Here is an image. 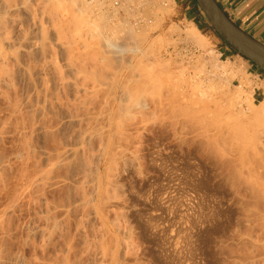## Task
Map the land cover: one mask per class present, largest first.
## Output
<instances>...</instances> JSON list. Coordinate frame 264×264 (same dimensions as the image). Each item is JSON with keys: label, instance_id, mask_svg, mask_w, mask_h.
<instances>
[{"label": "bare ground", "instance_id": "obj_1", "mask_svg": "<svg viewBox=\"0 0 264 264\" xmlns=\"http://www.w3.org/2000/svg\"><path fill=\"white\" fill-rule=\"evenodd\" d=\"M35 1L39 2L38 0H31L30 3L31 2L34 3ZM46 1H45L46 5L42 4L45 6V9L41 7V2L38 3L39 5H36L35 4L36 2H35L34 3L35 5L33 6L36 9H37L36 6H40L41 8L45 10L44 12L45 14L43 15H45L47 20L44 18L41 12L40 17L43 18L42 19L43 22H41L42 21L41 18L37 20L36 18L38 17L36 18L34 17L35 14L38 13L36 12L37 10L36 9L32 10V8L30 10V7H28L30 5V3L29 4L27 3L28 0H0V98H2L3 103H4L3 110L6 111L10 115L14 114L16 116H19L21 128H22L20 147L18 146L16 147V149H13V151L10 154V157L9 156L5 157L3 155L2 156L0 155V184L4 186L5 183L7 182L6 181L7 177L6 175L4 176V173L7 171L8 168L11 167L12 159L15 161H20L22 159L27 160L29 157H32V163H30L31 164L30 167L28 166V162H24L25 166H22L19 168L18 170L19 176L17 177L18 180H16L13 186L12 194H10L11 196H9L10 198L9 197L7 198L9 200L5 201L3 204L0 205V244H1L0 245V264L3 261L2 254L4 253V251L2 253V250L4 249L1 248L3 244L1 243V241L4 239L5 235H7L8 233L6 230L8 224L6 225V223L8 222V219H10L9 212L12 211L16 207L17 203L20 202V200L29 201L30 199H33V198H34V202L36 201L35 203L37 206L35 205V209L32 213L33 216L30 215L31 217L29 216L30 218L28 219L26 218L27 220L24 222L25 237H23V240H22L23 244L26 245V241L29 238H31L30 236H33V235H37V237L40 238V241L42 240V241H45V243L46 242L48 243V240L52 237L51 235H53L55 231L61 229L62 225L63 224L65 225V221L68 220L70 216H73L72 218H73V225H74L75 231L77 232L78 235L80 233V236L77 235L79 243L81 245L80 247H82L83 244H84L83 247L86 246L87 244H89L90 246V243L88 242L92 241L91 244L93 242H94V245L97 244V248L93 246L92 244V247L96 248V249L94 248L95 250L92 249L94 252L93 255H97L95 257H98V256L102 257L106 251L108 254L110 251V254H109L110 256L108 255L109 258L111 256L112 257L118 256L117 253L115 255V253L111 251L113 247L110 246L111 244L112 246L114 244V248H115V245L117 244V242H114L113 241L114 239L111 237L112 241L110 239L111 243L110 244L108 243V246L106 247L107 244L106 242H104L105 240L103 237V235L105 236L104 232H106L104 230H107L105 228L107 226L106 225L107 222H109L110 225L112 224L114 227L115 226L117 227L118 225L116 222V218H114L115 217L114 214L116 213L115 209L118 207L117 204L119 202L117 200L116 195L114 194L115 192L113 193V189L111 188L112 181L114 180L111 179L113 177L110 178V176L112 175L109 173V169L110 167L111 168L115 167L114 165H116V163L114 162L118 160V157H119V160H120V157H125L124 156L125 154H123V151H125V148H127L126 146H128L127 144L130 141L129 140L130 137L132 135L134 136V134H132L131 132V129L133 130V132L135 129V132H136L137 126L141 124V122L139 124L136 123L134 121L135 118L132 119L133 109H131V106L133 105V103H135L134 99L136 98V103H135L137 105L136 107L137 111L135 110L136 113L138 112L141 114L142 113L146 114L147 112L148 113L153 112L152 108H153L154 100L152 101V98L151 99L149 98L152 97L154 93L150 94L149 95L150 97H149L147 92H152L154 90L156 83L163 85L166 82L163 86L165 88V86H167V82L169 81L167 79L168 73L166 72L168 68L167 69L165 68V66L167 67V65L164 66L163 64H161V62L154 60L156 58L153 57L154 58L153 59L151 57V54H153V48H154L152 47L151 49L152 41L151 40H150L151 42L148 41L146 45H141V42L145 40L146 38H148L150 34L148 32L149 31L148 29H150V26L148 27L144 23L145 25L143 27L140 25L141 29H139L138 27L137 29L135 27L136 28L135 30L132 24L128 23V21L125 19V17L130 14L129 13L130 10L131 11L133 10L132 8L129 7L130 8L129 9L128 7L124 6L123 8H121V11L124 9L123 11H125L124 13L126 16L122 15V17H117V19H115V17L117 16V14L115 13L117 12V8L114 7L111 4V2H109L107 6H105L106 8H110V9H104L103 5L105 2L103 0H91V1L89 0H48L47 3ZM131 2L132 1H129L128 3H131ZM33 3L31 4V7ZM144 3H146L145 4L146 6H144L145 8L141 6V10H142V7L144 8L142 10L143 12L142 11L140 12V13H143L141 14V16L143 15L146 19L147 17L146 14L149 15L150 13H152L153 15H155V17H153L152 20L156 19L154 21H151L153 22L152 25L154 26V23L157 25L159 23V19H161V17L159 16L161 14H159L156 11L157 10L158 11L167 10L166 5L164 3H161V1H160L161 3L160 4L158 0H154V1L144 0ZM149 6H150V9L153 8L152 12L149 9ZM40 9L39 11H43ZM134 9H136V12H137V8H134ZM33 11H35L36 13ZM143 16L140 19H142ZM58 17H61V18H58ZM44 19L46 20V22L44 21ZM135 19L137 18L135 17ZM136 21L137 20H135V22ZM44 22L45 23L48 22V24L51 25L49 26L47 24V26L50 27L51 30H48V27L46 25L45 26L43 25L45 24ZM127 24L130 26L128 27ZM69 30L70 32L72 30L74 35H77V36L82 34V32H84L83 35L86 33V39L88 41L86 40L84 42L83 41L84 38L83 39L81 38L83 35L82 36L80 35L81 36L80 38L82 39V42L80 40V43H83L81 47H83L84 45L85 47L84 50L86 49L85 51H87V53H85V51L83 53L90 54V56L86 55L89 58H86L85 54L84 55L83 53L81 54V52L78 51V47H76L77 48L76 49L74 48V46H71L73 45L74 41L77 44L76 41H78L79 36L78 38L73 40V37L75 36L71 34L72 32L71 33L68 32L69 33V35H67L68 38L67 37L65 38L66 33ZM175 31L179 35L183 36V39L185 38L195 43L196 46L198 45V47L205 48L208 45L204 35L190 21L186 23L184 26H176V25L169 26L168 25L167 28L164 29V32H166V34L167 32L175 33ZM123 35H125L126 38L131 39L133 44L130 41V44L128 45L127 42H124V39L121 40L120 42L121 44H120L119 41L116 40V36L121 38ZM71 36H73L72 39H71ZM113 37H115V39ZM65 39L73 40V42L70 41L68 42L69 43L68 44L67 42H64ZM160 39L161 38L157 37V40L156 41L154 40L153 42V46H154V43L157 44ZM122 42H124V44L126 43L125 45L127 46H124ZM208 51L209 50H207V52ZM124 52L129 53L128 59L130 57L131 58L133 57L135 60L134 59L128 60L127 58H125L128 61H124V59L122 58L124 62H128V63H125V65H123L122 62L119 61L121 58H119L118 55L119 54L123 55ZM126 53L124 55H127ZM208 53H211V52H208ZM212 57L213 55L211 56V58L210 57L208 58L210 59L211 65L215 66L214 67L215 69L221 68L223 69V71H228V73L229 72L232 73V75L240 73V77H239L240 85L238 84L239 86L232 88L233 89V92H232L231 87L228 86L229 82H225V85L227 84V88L225 92L222 93L224 95H229L230 93L229 97L225 99L226 101H228L227 102L228 104L226 103V106L228 105V111H230V113H227L228 111H226V117L223 116L224 119L227 118V116L229 117L230 122L226 120L227 124L230 125L229 127L231 129L232 127L234 129L236 128L235 130L237 133L238 132L237 130L240 127H245V128L249 127L251 122L255 119L256 120L254 124H256L258 121H259L258 125L260 123L262 124V122L264 124V96L261 99H259L258 102H255V98L252 97L251 95L252 91H249L247 94L245 93L247 92L245 91V88L242 87L243 85L252 90L253 84L258 85V83L256 81L254 82V81L248 80V78L245 76L246 74L242 70V67L239 68L238 66H236V64L229 63V62L227 63H218L216 61L214 62L212 61ZM159 84H156V85H159ZM195 85L197 84L195 83ZM195 85L193 87H195ZM198 86H196L197 88L195 87L196 90L200 88ZM222 87H223V84H222ZM202 90L200 91V95H199L200 97L205 98L211 95L210 92L208 91L203 92ZM208 90H210V88ZM145 92L147 93V96L149 98L148 97L145 98V95H146ZM141 93H145V95L144 94L141 95ZM137 94L144 96L143 97L144 99H142L141 96H140L141 100L135 97ZM164 96L166 98L168 97V95H164ZM200 97H198L197 100L201 99ZM184 98H182L181 100L183 101ZM137 99L140 100V102H138ZM170 99H171V102H173L172 100L174 99L172 98ZM187 99L189 100L188 97ZM130 100L131 101L134 100V101L131 102ZM168 102H170L169 99H168ZM242 102H244L245 108L241 107ZM197 103L199 104L201 102H197ZM135 104L134 106H136ZM163 104L165 105V103ZM187 105L191 106V103H188ZM194 105L192 107L196 109L199 106V105L197 106H194ZM201 105L204 107L203 104ZM201 105L199 106V109ZM160 106H161V110L165 109L164 106L162 105ZM170 106L172 107V103ZM179 106L181 108V105ZM218 106L221 108V110H223V107H222L223 105L221 106L219 104ZM173 107H176V106H173ZM183 107L186 108V105L184 104ZM180 108L179 109L177 108L178 110L176 111L182 112V110H184V108L183 109H180ZM187 110L189 112L192 109H187ZM208 110L209 109L207 110L204 109V112ZM219 110L217 112H219ZM188 112L186 111V114ZM190 113L193 114V111ZM213 113L215 114V112H212V114ZM204 114L207 115L208 113H203V115ZM218 114H221V113H218ZM199 115H201V113ZM203 115H201V117ZM192 116L196 117V114ZM208 116L209 115H207V117ZM215 116L216 115H214V117ZM130 117L134 123L130 120L132 122L130 124V121H129ZM207 117L205 116V118ZM210 117H212L211 114H210ZM207 119H204V120L205 122L208 121L207 123L209 125H211L210 123H212L215 120L214 119L212 120V122L210 121L209 123V120L213 118H209V120ZM217 119H222L221 115L220 117L217 116L216 121ZM248 119H251V121H249ZM193 120H190V121H193ZM195 120H198V118ZM194 121H193V124H194ZM220 121L221 120H219L218 123L223 122V121L221 122ZM203 122L204 121H202V123ZM142 123H143V120H142ZM202 123H201V126H198L196 123L195 127L190 126V128L194 127V129L197 130L195 131L193 129L196 132L195 137L198 136L197 134H199L197 133L200 131L198 130V128L201 129L202 133L200 132L199 134V136L201 137L200 140L197 138H194V139H197V142L199 140L200 141L199 144L201 145V143H203V146L205 145L206 148L211 146V151L213 147L212 145L215 144V143L212 144L213 141L217 142V139H219L221 142H224L225 144L227 140L230 141L229 139L232 138L234 135L238 137V135L241 134L240 129H239L240 132L237 134H234L235 133L234 129H232L234 131L233 134H232L233 131L230 132L229 130L225 129L224 132H226L227 130L228 132H230L229 134L231 136L229 137V139H226L228 138V135L227 133L224 134L222 129L226 127L227 124L226 126L223 125L224 127L220 128L221 124L219 125L215 123L219 126L221 130L214 129L217 132V134L214 131L215 133L213 135L211 133L210 135L209 130L212 127V125L208 127L209 129L208 130L207 127H205V126H208V124L204 123L202 125ZM132 126L134 127L132 128ZM250 126L252 127V124ZM3 127H4V124L0 125V133ZM138 127L142 128L140 126ZM212 128L210 131H213ZM260 131H262L261 133H263L264 130H260ZM246 133L250 134L251 132L249 133L247 131ZM36 135L37 136L43 135V137L50 138L49 140L51 144L50 142H47V144H50L48 146L46 142L42 140L45 144L38 143V146H36V144L34 146L33 137ZM242 136L240 138V141H238V138L236 137V142L237 141L242 142L243 140L242 138H246ZM213 137L215 138V140H213ZM251 137H253L252 134H251ZM233 138L235 139V137ZM233 138H232V141H233ZM246 139L249 140L251 138L249 137V139L248 138ZM46 140L48 141L47 138ZM234 142L232 143L235 144ZM228 143H227V147H228ZM242 143L245 144L247 142L243 141ZM242 143H240V145ZM218 144L220 145L219 147H221L223 143L222 144L218 143ZM229 145L231 146V144ZM235 146H238V144ZM216 147H213V149H216ZM240 147L242 148V146ZM255 147L259 151V148L257 147V145ZM223 148H225V146H223ZM244 148H246V146ZM251 148L248 147L247 149L251 150ZM222 149L220 150L217 149L214 151H217L219 153V154L217 153V157H218L217 160L222 170L223 168H226V165H227L228 171H227V174L225 175V171L227 169L223 170L224 176H225L223 177L227 178L228 176L230 180L236 181V182L237 180L242 178L241 181L239 180V182H241L243 188L241 187L239 188L244 189L243 190L244 193L240 194L241 197L239 196L240 198L239 197L238 198L243 199L244 201L243 205L246 209V212H245L246 216L243 213V215L245 216L243 218L247 217V219H244V220H248V223H251V221L253 220L254 221V223L252 221L253 225L249 224V226H251L252 228L255 225L259 229L257 227L256 228L254 227V229H256L257 231L261 229L263 231L261 230L260 231L264 233V215H263L264 212L261 213L262 206L260 202L261 199L262 201H264L263 200L264 199V178L261 177L262 175L259 177L263 179V182H262V179L260 181L259 178H258L259 180H254V178L256 177V174H255L254 175L255 177L252 176L253 179H249V177L247 176L248 175L251 176V173H252V172L250 173L249 170L248 171L246 170L247 174L246 172L243 173V174H246V177H247L246 178L241 173V171L238 170L239 167H236L237 165H239V163L237 162L238 160H235L237 164L236 165L235 162H232L233 161L232 159H234V156L233 158L231 157L230 159L229 155L225 156V154L227 153H224L226 151ZM239 149L240 148H238V150ZM247 149H245L246 151V152L244 151L245 153L248 152ZM234 150H232V152ZM253 150L251 151L253 152ZM125 152L127 153V151ZM207 152L209 153V150ZM237 152L238 151L236 149V153ZM240 153L238 152V154ZM245 153H244V156L246 155ZM261 153L263 154L264 152H261ZM240 155L243 156V152ZM261 155L259 154L258 156L260 157ZM224 157L227 159H223ZM247 157L248 156H246V159ZM213 158H214V155H213ZM260 158H255V160L259 159L261 161ZM236 159H239L240 163L243 161L242 160L243 157L242 159L241 157L240 158L236 157ZM121 160H124V158H121ZM215 161H213V163ZM245 161L246 163L248 162V160H245ZM256 161L254 162L256 163ZM244 163L240 164L239 166L243 165ZM112 164L114 165L112 166ZM260 164L262 165L261 170L263 171L264 161H262V163ZM260 164L258 165V167L260 166ZM244 167L245 166H243V168ZM244 171L245 170H243L242 172ZM113 172L115 171H112V173ZM259 173H261V171ZM232 181L230 182L232 183ZM239 182L237 184H239ZM113 186H116V185H113ZM234 186H235V183L233 185V188ZM59 189H61L60 194L64 192L63 193L64 195L62 194V196L59 197V199L61 198V200L59 199L56 200L55 198L51 196V193H54L55 190L58 191ZM110 189L112 190L110 191ZM235 189L236 188H234V191ZM236 195L238 196L239 193ZM55 197L58 198V196H55ZM249 198L253 199V203L249 200ZM116 200L118 203H116ZM259 204L261 206V209H260ZM111 211H113L114 213L113 218L109 217L110 216L109 212ZM35 218L38 220H35ZM250 219L252 220L250 221ZM95 220L99 222L101 227H103L100 233H98L97 236H96L97 234L96 233L94 234L95 237H92L93 236L92 235L90 238V236L88 237L86 233H85L86 235L83 234L84 230H82L83 233L81 235L79 226L83 225L81 227H85L84 229L87 230L86 226L88 227L89 225L90 230H91L93 227L92 223ZM245 223L248 224L247 221ZM78 227H79V232H78ZM248 227L246 226V230L243 231L244 233L238 232L240 237H237L238 238V239L236 238L237 242L236 243L234 242L235 245L233 244L235 246V247H232V249H234L233 256H235L233 258L235 259L234 263L238 262V264H241V263L246 264L247 262L250 261V259L251 261L253 260L251 257L256 255L255 250H257V248H258L257 251L259 252L260 250L264 251L263 250L264 248L261 247L264 244L262 245L259 244L261 240L259 238V235L257 236L255 231H254L255 233H253L252 229H249L250 231H248L247 230ZM59 234H61L60 231H59ZM111 234L110 235L108 234V235L111 236ZM112 236L114 237V234ZM107 239L108 237L106 238V241L109 242L108 241L109 239L108 240ZM49 241H52V240H49ZM43 243L44 242H42V245ZM65 245H66L65 247H60L57 249L58 254H60V260L58 259H57L58 261L55 260L56 262L54 264H76V261L74 262V260H71V258L70 259L67 258L68 256L66 255H67V252L70 250V247L68 244H65ZM259 245L262 249L258 247ZM89 246H87L88 249H89ZM109 247H111L110 250L108 249ZM254 248H256L254 250L255 255L254 254L252 255L251 253H253L252 250ZM231 254H232V251H231ZM259 254H261V252ZM9 255H11L9 256V259L7 258V260H4V261H9L11 263L13 262V264H31L29 258H27L24 252H22L21 250L17 252L15 251L14 253H10ZM5 257L6 256H4L3 258ZM255 257L257 258L258 256H255ZM36 258L37 256L34 259ZM74 258L75 260H77L78 256L77 258L74 256ZM98 258H95L96 260H94V262L98 260L97 264H99L98 262L101 261L100 259H103L104 257L99 258V259ZM42 259L43 258L39 260L40 261L39 263L36 260L37 261L36 264L37 263L46 264L44 263L46 259H43V261ZM114 259L116 260V258ZM93 260L91 261L92 263L90 264H94ZM112 260L110 259V261ZM4 263H7V262H4ZM101 263L102 262H100V264Z\"/></svg>", "mask_w": 264, "mask_h": 264}, {"label": "rangeland", "instance_id": "obj_2", "mask_svg": "<svg viewBox=\"0 0 264 264\" xmlns=\"http://www.w3.org/2000/svg\"><path fill=\"white\" fill-rule=\"evenodd\" d=\"M30 1L31 0H28L27 3L29 4ZM38 1L39 2L35 1L36 3L35 2L34 3L36 5H39L38 3L41 2V7L45 9L44 5H46L45 4L46 0L44 1L38 0ZM130 1H132L134 5L131 2V3L126 4V6L128 8L130 7L133 9L132 11L130 10L129 12L131 16L130 14L126 16L124 13L125 11H123L124 9L121 11V8H118L117 12H115L117 14L115 19H117V17H122V15H125L126 17H128V18L125 17V19L128 21V23H131L134 28L138 27L139 29H141L140 25L143 27L145 24L148 27L150 26V29H148L149 30L148 32L150 34L148 38L145 39L146 41L143 40L141 42V45H146L148 41L149 42L152 41L151 49L152 47L154 48H153V54H151V57L156 58V59L154 58L153 59L158 62H161V64H163L164 66L167 65V67L165 66V68L166 69L168 68V69L167 70L165 69V70L168 73L167 79L169 81L167 80L168 82L165 88L163 86L166 82L165 83L163 82L164 83V84L162 83L163 85L156 83L159 85L155 84V87L153 90L154 92L153 91L147 92L148 96L154 93L152 97L149 96L150 98L147 96L146 92H145L146 95L145 93H141V95L142 94L145 95V98L148 97L149 99L152 98V101L154 100L153 108H152L153 112L151 113H148V112L146 114L145 113L141 114L138 112L136 113L137 111V108H136L137 105L135 104L136 98L134 99L135 101L130 100L131 102L133 101L135 102L131 106V109H133L132 112L135 115L134 116L132 114V119L135 118L134 121L138 124L141 122L143 126L141 124L139 125L137 124L138 126L142 127V128H139L137 126V130H136L137 133L135 132V129H134L135 133L131 129V132L132 134H134V136L132 135L129 139L130 140L129 143L128 144L126 143L128 145L126 146L127 148L130 146L128 148L129 151L127 150V148H125V151H127L128 154L125 151H123V154H125L124 155L125 157H120V160L118 157V160L114 162L116 163V165L112 164V166L114 165L115 167L113 168L110 167V169L112 170L109 169V173L112 175L110 176V178L113 177L116 179L115 180L111 178L112 180H114L112 181L111 188L113 189V193L115 192L114 194L116 195L117 200L119 202L118 203L116 200V203H118L117 204L118 207L116 206L117 208L115 209L116 213L114 214L113 211L109 212L110 213L109 217L113 218L115 215L114 218H116V222L118 224L117 227L118 226L119 227L117 228L115 226L116 227L115 229V227L112 224L110 225L109 222H107L106 224L107 226L105 227L107 230H104L106 232H104L105 236L103 235L104 240H105L103 241L106 242L107 244L106 247L108 246V243L109 244L111 243L112 241L111 237L114 239L113 240L114 242H117L118 246L116 244L115 248H114V244L113 246L112 244L110 245L111 247L114 248V249L112 248L113 250L111 249V247H109L108 249L109 250L111 249V251H113L115 255L117 253L118 256L116 257L111 256L109 258L110 251L107 249L109 251V254L106 251L104 254L106 256L103 255L102 257L104 258L100 259L101 261H99L98 263L100 264V262H102L101 264H236V263L238 264V262L234 263L235 259L233 258L235 256H233L234 249H232V247H235L234 242L236 243L238 239L237 237H240L238 232L242 233L243 231H245L246 226L248 227L249 224L251 225L253 220L250 219V221L251 220L252 221L251 223H248V220H244V219H247V217L243 218L246 216L245 215L246 209L243 205L244 203L243 199H239L241 197L240 194L244 193L243 192L244 189H241L243 188V186L241 182H239V180L241 181L242 178L237 180V182L230 180L228 176H227L228 179L224 178L225 176H224L223 170L227 169V165H226V168H223L222 170L217 160L218 152L214 150H217V149L220 150L223 148V146H225V148H223L224 151H226L224 153H227L225 154V156L229 155L230 159L231 157L233 158L234 156V159H232L233 160L232 162H235L236 164L235 160H238L237 162L239 163V165L245 162L244 163L245 165L244 164L241 165L242 167L236 164L237 165L236 167H239L238 170L241 171L242 174L245 173L246 170L247 171L249 170L250 173L252 172L251 176L250 175L247 176L249 177V179H253V177H255L254 175L256 174V177L254 178V180L260 179L261 181L262 178H259V177L262 175L261 177L264 178V174H263L264 170L263 171L261 170L262 165L260 164L262 163V161H264V158H263L264 153L263 154L261 153V152H264V148H263L264 147V140H263L264 131L263 133H261L262 131L260 130H264L263 128L264 124L262 122L263 126L261 123L258 125L259 121L256 124H254L256 120L255 119L251 122L252 127L250 126L251 124L250 125L248 124L249 127L247 128L237 127L241 130L240 132V130L238 129L237 133L240 132L241 134H239L238 137L236 135L234 136L232 135L233 137H235V139L232 137L233 141H232V138L229 139V137H231L229 133L233 131L232 129L234 128L231 126L232 127L231 129L229 127L230 125L227 124V121H229V117L227 116V118L224 119L223 116L226 117V111H228V105L226 106V103L228 101H226L225 99L229 97L230 93L229 95H224L222 93L225 92L227 88V84L225 85V82H229L228 86L231 87L232 92H233L232 88L240 85L239 84L240 73L232 75V73L230 72L228 73V71H223V69L221 68L215 69L214 68L215 66L211 65L210 59L208 57L211 58V56L213 55L212 61L214 62L215 61L218 63L229 62V63L236 64V66H238L239 68L242 67V70L246 74L244 75L248 78V80H251L254 82L256 81L258 83V85L253 84L252 90L242 85V87L245 88V91H247L245 93L248 94L249 91H252L251 95L252 97L255 98V102H258L259 99H261L264 96V79H263L264 75L260 73V70L257 69L254 65H252V63L248 61L246 58H244L238 53L232 52L229 49V47L225 45L223 41L210 28L206 26V21L204 20L202 16L199 18V21L197 20L198 22L195 20L194 21L198 29L204 35L208 43L207 47L205 48L198 47V45L196 46L195 43L185 38L183 39V36L179 35L176 31L175 33L167 32V34L166 32H164V29L167 28L168 25L169 26L170 25L184 26L186 23L189 22V21H183V20L181 21V20H178V18H175L177 11L175 9V4L171 2L172 0H158L159 3L161 1V3H164L166 5L167 10L165 11L159 10L160 12L158 10L156 11L159 14H161L159 15L161 19H159V23L157 25L154 23V26L152 25L153 22L151 21H154L156 19L152 20L153 17H155V15H153L152 13H150L149 15L146 14L147 15L146 19L150 23L145 19L143 15H142L143 18L140 19L142 17L141 14H143L140 12L145 8L144 6H146L145 5L146 3H144V0H130ZM32 3L33 2H31L30 5L28 6L30 7V10L31 8L32 10L36 9L33 7L35 5L34 3L31 7ZM105 6L107 5L104 3L103 5L104 9H110V8H106ZM141 6L144 7V8L142 7V10H141ZM36 7H37L36 9L37 11L36 10L35 11L38 13L33 11L36 13V14L34 13L35 14L34 17L35 18L38 17L36 18L37 20L39 18H41L42 20L43 18L40 17L41 16L40 14L41 12H42V15L45 14L44 13L45 10L41 8L40 6H36ZM134 8H137V12H136V9ZM39 9L43 11H39ZM149 9H150V6H149ZM150 10L152 12L153 8H151ZM133 14H135L136 16ZM43 16L46 19L45 15ZM134 16L137 19H135ZM58 18H61V17H58ZM45 19L44 21L46 22L47 19L46 20ZM135 20L137 21L135 22ZM41 22H43V20ZM47 24L48 22L43 25L47 26ZM129 26L130 25H128V27ZM48 30H51V28L48 27ZM68 32H70V30L67 31L65 38L67 37V35H69ZM83 33L84 32H82V34L80 35L82 36ZM71 34L74 35L73 32ZM80 35H78L79 38L81 37ZM84 35H83L84 37L82 36L81 38L82 39L84 38L83 41L85 42L87 40L86 33ZM74 36L75 37L71 36V39L72 37H73V40L78 38L77 35H74ZM157 37L161 38L159 40L161 43L158 41V43L157 44L154 43V46H153V42L154 40L155 41L157 40ZM79 38H78V41H76L77 44L78 43L80 44V45L78 44L79 46L75 43V41H74L75 44L73 43V45L71 44L70 45L74 46V48L78 47V51L81 52L82 54L86 49L84 50L85 48L84 45L83 47H81L83 43H80V40L82 42V39L81 38L79 39ZM113 38L115 39V37ZM123 39H124V42H127L128 45L130 44L131 39L126 38L125 35H123L121 38L116 36V40L119 41V43ZM66 40L67 39H65L64 42H67V43L70 41L73 42V40H67V41ZM124 42L122 43L124 44ZM125 44L124 46H127ZM207 50H209L208 52H211V53H208ZM85 53H87V51H85ZM85 53H83V55ZM125 53L126 52H124L123 55L122 54L118 55V57L121 58L119 61H121L123 65H125V63H128L124 61L134 59L133 57L132 58L130 57L128 59L129 53L127 52L126 53L127 55H124ZM86 55L90 56V54L89 53L85 54V57L89 58ZM122 58L124 59V61ZM125 58H127L128 60H126ZM195 83L197 85H195ZM221 83L223 84V87ZM194 85L195 87L198 86L200 88L196 90L195 87H193ZM209 88L210 90H208ZM201 90L203 92L204 91L210 92L212 96L210 95L205 98L200 97L199 95H200ZM137 95L135 97L141 100L140 98L141 95H138V96ZM164 95H168L167 98L170 100V102H171L170 98L174 99L172 100L173 102H171L172 107L170 106L171 103L168 102V99ZM197 96L200 97L201 99L197 100L198 98ZM141 97L142 99H144L143 98L144 96H141ZM187 97L189 98V100L187 99ZM182 98H184L183 101L181 100ZM138 99L137 101L140 102V100ZM179 100L181 103L179 102ZM195 102L196 103L201 102V103L196 104ZM163 103H165V105ZM178 103L179 105H181V108L178 105ZM188 103H191V106H189L190 104L187 105ZM134 104L136 106H134ZM184 104L186 105L187 109H192V110L188 112V110L185 107H183ZM201 104H203L204 107ZM219 104L221 106L223 105L222 106L223 110H221V108L218 106ZM242 104H241V107L245 108L244 102H242ZM3 105H4L3 100L2 98H0V125L4 124V127L2 128L1 133H0V155L1 156L3 155L5 157H8V156L10 157V154L13 151V149H16V147L18 146L20 147L22 128H21L19 116H16L14 114L13 115L8 114L6 111L3 110ZM160 105L164 106L165 109L161 110ZM193 105L194 106L201 105V107L199 109V106H198V108L196 109L192 107ZM173 106H176V107L178 106L177 107L178 109L184 108V110H186L188 113L186 114V111L184 110H182V112L176 111L178 109ZM215 108L216 109L218 108L217 111L220 108L219 112H217ZM204 109L206 110L209 109L208 111L210 112L208 111L204 112ZM192 111H193V114L190 113ZM212 112H215V114L214 113L212 114ZM200 113L201 115H203V113H208L207 114L209 115L208 117L207 115L204 114L208 119L205 118L204 115L201 117V115H199ZM218 113H221V114H218ZM227 113H230V111H228ZM194 114H196V117L198 118V120H195L197 118L195 116H194L195 118L192 116ZM210 114L212 115V117H210ZM214 115L216 116L214 117ZM220 115L222 119H217L216 121L217 116L220 117ZM198 116L200 117V119ZM209 118H213V119L209 120ZM189 119L190 120L194 119L197 122L193 120L195 124L194 125L193 121H190ZM204 119L209 120V123L210 121L212 122V120L215 119L212 123H210L212 127L215 126L213 128L211 127L213 131H210L211 128L210 130L208 129V127L211 125L207 123L208 122L207 120H206L207 122H205ZM130 120H131V117L129 121ZM142 120H143V123H142ZM199 120L201 121V123L202 121H204L202 125L204 123L208 124V126H205V125L204 126L207 127L210 135L211 133L213 135L216 132L214 129L216 130L220 129L221 127H224L223 125L226 126L227 124V126L224 127L222 131L224 132L225 129L230 131L228 132L226 130V132H224V134L227 133L228 135V138L226 139H229L230 141L228 140L227 142L225 141L226 142L225 144L224 142H221L219 139H217V142L213 141L212 144L215 143L214 144L215 146L214 145L212 146L213 147L217 146L216 149H213L212 147L213 153L211 151V146L206 148L205 145L203 146V143H201L200 145L199 140L201 137L199 136V134L200 132L202 133V131L201 129L198 128V130H200L199 132H197L199 133L197 134L199 136L198 138V136L195 137V134H196L195 131L197 130L194 129V127L196 126V123L198 126H201V123ZM219 120L223 121L224 123L221 121H220L221 123H218ZM248 120L251 121V119H248ZM131 121H130V124L133 122ZM215 123L219 125L221 124L220 128ZM190 126H194V127L190 128ZM133 127L134 126H132V128ZM243 129L245 130L247 129V130L245 131ZM247 131L251 133L248 134L246 133ZM233 133L234 131L232 132V134ZM237 133L235 130L234 134H237ZM251 134L253 137H251ZM241 136L246 137L248 139L249 137L251 138L249 140H247L246 138H242L243 140L241 139L242 142L246 141L247 143L245 144L249 146L243 144L242 142H238L240 141ZM236 137L238 138L237 142H236ZM46 138L48 139V141L46 140ZM194 138L199 139L198 142H197V139H194ZM49 139L50 138L48 137H43V135H40V136L36 135L33 137V145L35 146L36 144V146H38V143L45 144L44 142H46L47 144V142H50ZM42 140H44V142ZM213 140H215L214 137H213ZM232 142H234L235 144H233ZM218 143L220 144L223 143V144L221 145V147H219L220 145ZM227 143H228V147H227ZM240 143L242 144L240 145ZM50 144H47V145L49 146ZM229 144H231V146ZM237 144L238 146H235ZM198 145L201 147H199ZM244 145L246 146V148H244L245 147ZM256 145L259 148V151L255 147ZM240 146H242V148ZM248 147L249 148L253 147L251 148V150L254 149L253 152L247 149ZM229 148L231 149V151ZM238 148H240L239 150L241 151V153L243 152V156L240 155L241 153L238 150ZM236 149L240 154H238V152L236 153ZM245 149L248 150L247 153H245L246 152ZM208 150H209V153L207 152ZM232 150H234L235 152L234 151L232 152ZM211 153L214 155V158L216 161L214 160L213 155ZM244 153L246 154L245 156H244ZM259 154L260 155L262 154L261 156L263 157L260 156L261 157L260 158L258 156ZM246 156H248L247 159H246ZM253 156L255 158H260L261 161L259 159H256L258 160L256 161ZM236 157L237 158L241 157V159L243 157L242 159L243 161L241 160L242 162L240 163L239 159H236ZM121 158H124V160H121ZM227 158L224 157L223 159H227ZM245 160H248L247 162L248 164L246 163ZM11 161H12L11 167L8 168L7 171L4 169L6 171V172L4 171L6 174L3 172L4 176L6 175L7 177V178L5 177L7 182L5 183L4 186L0 184V205L3 204L5 201L9 200L7 198L11 196L10 194H12L13 186L16 180H18L17 177L19 176L18 175L19 168L22 166H25L24 162H28V166L30 167L31 166L30 163H32V157H29L27 160L22 159L20 161H15L12 159ZM213 161L215 162L213 163ZM254 161H256L257 164ZM259 164L260 166L258 167ZM243 166L245 167L247 166L246 167L247 169L245 167L243 168ZM243 170L245 171L242 172ZM259 170L261 171V173H259L260 172ZM112 171H115V172L112 173ZM227 171L228 169L225 171V175L227 174ZM246 174H243V175L246 177ZM230 181H232V183ZM233 182L235 183V186H234V188H236L235 191L233 188V185H234ZM238 182L239 184H237ZM262 182H263V179H262ZM113 185H116V186H113ZM112 189H110V191ZM60 190L61 189H59L58 191L55 190L54 193H51V196L55 198L56 200H58L59 197L62 196V194L64 193L62 190L63 193L60 194L61 193ZM235 193L236 194L239 193V195L237 196ZM55 196H58V198H56ZM59 200H61V198ZM249 200L253 203V199L249 198ZM27 201L28 200H22V201L20 200V202H18L19 204L17 203L16 207L12 211L9 212L10 219H8V222L6 223V225L8 224L7 229L5 228L8 233L7 235H5L4 239L1 241V243H3L1 248L4 249L2 250V253L4 251V253L6 254V255L4 253L2 254L3 257L6 256L5 258L2 257L3 261L7 260V258L9 259V256H11L9 255L10 253H14L15 251L17 252L21 250L22 252H24L26 257L29 258L31 264L32 263L36 264L37 261L39 263L40 262L39 260L41 258L47 260V261L45 260L44 262L46 264L48 262H49L48 264L50 263L54 264L56 261L60 260V254H58L57 249L60 247H65L66 246L65 244H68L70 247V250L67 252V255H66L68 256L67 257L68 259L71 258V260H74V262L76 261V264L92 263L91 261L93 260V258L97 256V255H93L94 252L92 249H94L95 247L97 248V244L94 245V242H93L92 244L93 246H95L93 248L91 244L92 241H91V242H88L90 243V246L89 244L87 245L85 244L86 246L83 247L84 245L83 244L82 247H80L81 245L78 240V236H80V233L78 235L77 232L75 231V228L73 225V218H72L73 216H70L69 219L65 221V225L63 224L64 226L62 225L61 229L55 231L53 235H51L52 239L50 238L49 240H52V241L48 240V243L47 242L45 243V241L41 240L42 242H44L43 243L44 246L42 245V242L40 241V238L37 237V235L30 236L31 238L28 239L30 241L27 240L26 245L23 244L22 240H23V237H25L24 222L28 218L33 216L32 213L36 205L35 203L36 201L34 202V198L30 199L29 200L30 202L28 201V203ZM260 202L262 206L261 213H263L264 212V208H263L264 201H262L261 199ZM261 206H260V209H261ZM243 213L245 216L243 215ZM35 220H38V219L35 218ZM244 221L245 222L247 221L248 224H246ZM96 222L97 221L95 220L92 223L93 227L92 226L91 227L93 230L92 229L90 230L89 225H88L89 228L86 226L87 230L84 229L85 227H81L83 225H80L79 227H80L81 235L83 233L82 230H84L83 234L86 233L88 237L90 236V238L92 235H93L92 237H95L94 234L96 233H97L96 234L97 236L103 227L100 226L99 222L97 223ZM79 227H78V232H79ZM249 227L247 228L248 231H250L249 229H252L253 233L256 232V235L257 236L259 235V238L261 239L259 244L261 245L264 244V233L261 232L263 230L260 229L261 231L260 230L257 231L256 229H254V227L255 228L257 227L255 225L252 228L251 226ZM59 231L61 234H59ZM108 234L109 235L111 234V236H109ZM113 234H114V237L112 236ZM107 237L109 239V240L107 239L109 242L106 241ZM87 246H89V249ZM258 247L262 249L264 248V245L261 246L262 248L260 247V245ZM116 249L117 250L119 249L118 252L119 251L120 252L118 253ZM255 249L256 248L252 250L253 253L250 252L252 255L254 254ZM257 250H255L256 255L255 254L254 255L258 257L256 258L255 256L250 255L252 256L251 258L253 260L251 261L250 259V261L247 262L246 264H254V263L264 264V258H263L264 251L260 250L262 254L261 255L259 254L260 252ZM231 251H232V254H231ZM257 254H259L260 256ZM35 255L39 259L37 258L34 259L36 257ZM76 255L78 256L77 260H75L74 258V256L77 258ZM98 257H95V258H98ZM102 257L100 256L99 258H102ZM95 258L94 260H96ZM114 258H116V260ZM110 259L113 262L110 261ZM94 260H93V263L97 264L98 260L96 262H94ZM3 261L1 262V264L2 263L3 264H13V262L11 263L9 261H4V262H7V263H4Z\"/></svg>", "mask_w": 264, "mask_h": 264}, {"label": "crops", "instance_id": "obj_3", "mask_svg": "<svg viewBox=\"0 0 264 264\" xmlns=\"http://www.w3.org/2000/svg\"><path fill=\"white\" fill-rule=\"evenodd\" d=\"M175 18L195 21L202 16L194 0H173ZM227 16L243 31L264 44V0H216ZM195 20V21H194ZM197 21V22H198ZM198 28V27H197ZM254 65L257 69L258 67ZM264 75L263 72H260ZM264 79V78H263Z\"/></svg>", "mask_w": 264, "mask_h": 264}, {"label": "water", "instance_id": "obj_4", "mask_svg": "<svg viewBox=\"0 0 264 264\" xmlns=\"http://www.w3.org/2000/svg\"><path fill=\"white\" fill-rule=\"evenodd\" d=\"M204 20L238 54L264 69V44L236 25L216 0H194Z\"/></svg>", "mask_w": 264, "mask_h": 264}, {"label": "built area", "instance_id": "obj_5", "mask_svg": "<svg viewBox=\"0 0 264 264\" xmlns=\"http://www.w3.org/2000/svg\"><path fill=\"white\" fill-rule=\"evenodd\" d=\"M103 1L106 3V5L109 2H111V4L118 9V8H123L124 6L127 7L126 4H128L130 0H103ZM171 2L175 4L173 0Z\"/></svg>", "mask_w": 264, "mask_h": 264}, {"label": "trees", "instance_id": "obj_6", "mask_svg": "<svg viewBox=\"0 0 264 264\" xmlns=\"http://www.w3.org/2000/svg\"><path fill=\"white\" fill-rule=\"evenodd\" d=\"M206 26L208 27V28H210L222 41H223V43L225 44V45H227L228 47H229V49L232 51V52H234V53H237V51L234 49V48H232L230 45H228L214 30H213V28L206 22ZM245 58V57H244ZM248 60V59H247ZM248 61H250V60H248ZM251 62V61H250ZM252 64H254L253 62H251ZM258 69L260 70V72H263L264 73V69H262V68H260V67H258Z\"/></svg>", "mask_w": 264, "mask_h": 264}]
</instances>
